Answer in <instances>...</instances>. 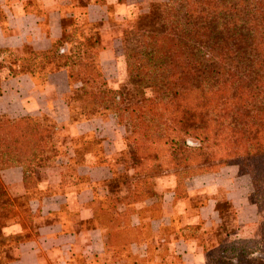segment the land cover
Listing matches in <instances>:
<instances>
[{"label":"trees","instance_id":"1","mask_svg":"<svg viewBox=\"0 0 264 264\" xmlns=\"http://www.w3.org/2000/svg\"><path fill=\"white\" fill-rule=\"evenodd\" d=\"M145 6L147 10L126 29L121 55L128 78L148 89V97L123 102L120 92L99 80L102 71L91 60L104 44L95 34L79 32V39H73L62 31L46 52L26 50L31 59L24 61L21 71L43 75L64 69L68 81L79 86L86 118L106 105L115 123L126 120L132 129L123 142L131 137L128 149L134 168L143 161V171L160 168L157 145L168 147L164 150L170 160L182 156L185 150L180 147L191 134L198 142L196 149L203 152L198 155L202 162L236 166L238 174L250 179L248 198L259 215L260 239L217 242L208 249L205 264H246L242 256L257 252L264 260V0H164ZM70 40L76 49L65 53L62 44ZM53 134L52 127H41L35 118L0 115V171L19 167L25 192L22 207H14L0 181V264L9 261L5 252L20 241L5 236L2 229L15 223L31 229L33 217L39 214V208L30 211L28 200L44 182L28 181L55 155L51 154ZM67 149L70 154L58 165L59 190L74 179L76 183V166L89 151L83 144ZM71 160L73 169L67 173ZM126 194L125 190L123 196L107 197L100 204L98 218L108 228V243L129 230L128 215L134 210L127 207L133 201ZM138 197L145 199L148 194L140 191L134 198ZM119 204L126 209L110 215L108 210ZM121 226L123 230L116 229ZM132 246L146 252L143 244Z\"/></svg>","mask_w":264,"mask_h":264},{"label":"crops","instance_id":"2","mask_svg":"<svg viewBox=\"0 0 264 264\" xmlns=\"http://www.w3.org/2000/svg\"><path fill=\"white\" fill-rule=\"evenodd\" d=\"M127 5L131 6L128 0H0V49L5 56L18 55L15 64H7L15 73L0 80V115L38 118L58 110L54 117L67 122L64 98L70 86L66 71L43 75L21 71L25 61L23 50L46 52L60 39L62 31L71 30L79 39V32L87 35L93 25L104 30L110 9L121 20L126 17ZM64 46L67 45L62 44L61 48ZM112 52L115 49L106 47L98 52L99 66L105 68ZM36 61L32 63L36 65ZM97 122L92 118L68 123L67 134L70 138L95 136ZM109 143L112 152L123 148L119 137ZM105 157L107 162H99L94 154L85 153L76 166V183L74 179L57 192L44 195L45 182L37 186L38 194L28 200L31 212L39 208L31 229H23L17 223L2 229L5 236L20 240L11 249V259L4 264H205L208 249L217 245L216 232L220 231L223 216L218 205L227 204L236 223L245 224L254 217L249 205L250 218L242 216L246 196L238 191L232 168L228 176L220 168L215 174L188 179L178 197L174 178H165L158 180L162 198L157 213H144L149 201L133 205L134 211L128 215L129 230L118 241L110 239L109 244L108 228L98 218L100 204L112 197L105 188L113 176L109 158ZM21 179L19 167L0 171V181L10 197H24ZM125 209L119 204L108 213L116 216ZM133 243L143 244L146 252H137Z\"/></svg>","mask_w":264,"mask_h":264},{"label":"rangeland","instance_id":"3","mask_svg":"<svg viewBox=\"0 0 264 264\" xmlns=\"http://www.w3.org/2000/svg\"><path fill=\"white\" fill-rule=\"evenodd\" d=\"M163 1L164 0H148L146 2ZM140 2V0H128V3H131V6L127 5L128 9L126 12V17L121 20L116 19L113 16V12L115 10L111 8L109 11V16L105 22L104 30H102L100 25H93L89 29L90 31L88 30L89 34H98L101 37L104 48L106 47V49H115V52L108 54L107 63L104 65L105 68H102V65L99 66L100 70L102 71H100L102 73L101 76L99 75L100 73L97 71V69H94L99 75V80L104 81L107 88L117 90L121 93V98H119V100L121 99L123 102H137L138 100L146 98L150 95L148 89L141 88L140 84L137 85L134 80L131 81L128 78V74L125 71L124 58L121 55L122 47L126 43V29L137 17H139L140 12L144 13L147 10V6L143 7V3ZM66 34H69L73 39L76 38L77 35V33L71 32V30L66 31ZM63 44L67 45L61 48V50H63L65 53L74 51L77 46L73 41L71 42V40L70 42ZM23 53L25 56V61H27V59H31V56L27 55L26 49L23 50ZM17 58L18 55L15 53H10L5 56L2 50L0 51V62L3 65V68L0 70V80L12 73H15V71L10 69L11 67L7 64H15ZM97 60V56H93L91 60L93 62H91V65H97ZM73 83L74 82L68 81L70 90L64 98L65 105L68 109L67 122L54 117V115L58 114V110H55L56 114L47 113V116L42 115V117L35 118L37 124L41 127H50V129L52 127L54 134L52 135L51 142L54 146V149L52 150L51 154L55 155H52L51 158L44 163L45 165H43V167L36 169V175H34L35 178L31 176L28 183L31 184L33 181L35 184L37 181H43L45 182L49 193L57 192L59 180L57 174L61 170L58 165L63 164L66 161L67 156L70 154L67 148L73 147L74 144L78 147H81L83 144V146L88 148L90 153L96 156L99 162H107L105 157L106 155L109 158L108 163L110 165V169H112L113 178L112 181L107 184L108 192H110L112 196L118 194V196L121 197L125 194L126 190L127 194L125 196H129L128 200H130V202L133 201L131 203L128 201L130 204L127 207L129 208H132L133 205L140 203L141 200L149 201L150 204L144 209V213L146 215L153 216L157 213L162 198V194L158 190V180L173 177L176 183L175 190L178 197L182 195L185 182L188 179L200 175L215 174L220 168H224L226 171L225 175L228 176V170L232 168L231 170L234 171V177L236 178L235 183L237 186H239L238 191H243L244 195L246 196V205L242 211V216L247 219L250 218V211L248 210L247 206L249 205L253 209L254 217L251 219L252 221L245 224L236 223L235 217L232 211L229 209V206L224 203L218 205L217 208L223 212V216L222 222L219 225L220 231L216 232V241L218 243H222L224 240H232L237 238H246L249 240L260 239V228L258 225L259 215L256 212L255 205H253L250 198H248L249 194L252 193L250 179L246 175L238 174L236 166L230 164H217L216 162L210 161L208 162V159L202 162L203 156L198 155L203 152L196 149L199 145L196 139L191 137V134L190 137L185 138L183 143L184 146L180 147L181 149L185 150V153L182 156H176L174 160H170L166 156V152L164 150L168 149V147L164 145H157L155 146V150H158V155L160 156V168L153 172L143 171L146 168V162L144 161L141 162L139 166L134 168V163H132L128 149L131 147V145H128L131 137L126 139L125 143L123 142V136L128 134L132 129L129 123L123 119H120L118 123H115L112 111L109 106L106 105L101 106L97 113H94L93 115L86 118V114L83 115L81 113V110L86 103L80 95L79 86ZM115 100L117 101L118 98ZM92 118L98 120L97 128L94 133L96 137L92 134H87L83 137L77 138L69 137L67 134L68 123H78ZM118 137L122 140L123 148L121 147V150L119 149L117 152H112L113 150L110 146L111 143L109 142L114 143ZM100 141H103L104 144H102ZM68 165L67 173L73 169L72 160ZM64 172L66 173V169ZM140 191H146L148 198H134L135 196L140 195ZM8 198L14 207H22V197L14 198L8 195ZM1 234L0 237H2ZM12 238V240H15L14 237ZM11 249L12 248L5 252V255L8 259H11ZM242 258L246 261V264H264L263 256L258 252L252 255H246L245 257L242 256Z\"/></svg>","mask_w":264,"mask_h":264}]
</instances>
